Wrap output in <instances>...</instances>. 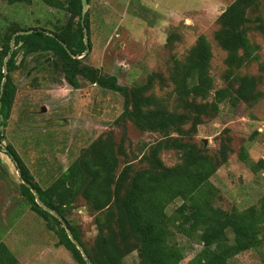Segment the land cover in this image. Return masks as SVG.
Masks as SVG:
<instances>
[{
  "label": "rangeland",
  "instance_id": "1",
  "mask_svg": "<svg viewBox=\"0 0 264 264\" xmlns=\"http://www.w3.org/2000/svg\"><path fill=\"white\" fill-rule=\"evenodd\" d=\"M235 0H91L86 9L91 19V52L84 63L101 69L128 89L154 81L149 94H156L176 110L174 85L170 81L176 61H185L199 37L212 45L211 75L216 90L226 87L227 53L215 35L218 19ZM252 60L236 69L237 75H249L258 83L262 98L254 105L222 104L219 113L200 126L194 142L209 154H218L227 142L228 160L211 179L218 191L217 206L224 210H245L258 205L264 197V170L252 169L264 160V34L256 30L264 23V0L248 12ZM69 15L34 0L32 4L9 5L0 0V34L15 23L20 26L54 29L67 23ZM12 74L17 95L10 118L0 124L4 135L1 146L12 145L42 186H49L71 163L100 137H112L123 149L119 169L131 163L135 169L146 166L142 155L162 138L144 132L127 119L119 121L125 110V97L80 78L81 88L65 82L63 73L50 66L52 57H17ZM46 61V63H44ZM214 95L209 101L213 100ZM46 111H43V108ZM208 141L206 145L205 142ZM246 149L247 161L240 157ZM166 166L180 163L177 151L161 155ZM20 173L14 162L0 153V242H4L22 264H79L48 229L47 223L30 210L21 193ZM176 201L168 209L171 215L179 207ZM68 217L91 250L98 233L95 214L80 199ZM176 241L185 249L182 264H190L201 250L198 234H192L190 222L174 228ZM231 238L233 236L230 233ZM138 251L128 255L126 264H138ZM230 264H264V245L231 259Z\"/></svg>",
  "mask_w": 264,
  "mask_h": 264
},
{
  "label": "trees",
  "instance_id": "2",
  "mask_svg": "<svg viewBox=\"0 0 264 264\" xmlns=\"http://www.w3.org/2000/svg\"><path fill=\"white\" fill-rule=\"evenodd\" d=\"M6 1L9 5H17L32 4L34 0ZM41 1L67 13L69 18L66 24L52 30L15 23L0 34V124L10 118L15 103L17 87L12 74L17 69V57L20 54L25 57L45 55L46 60L52 57L49 65L60 69L65 82L73 88L80 89V78H83L122 94L125 110L120 122L129 119L141 131L162 135L161 139L146 146L148 151L141 158L146 166L141 169H135L131 163L119 169L123 149L112 137L102 136L49 186H42L35 179L12 145L6 147L5 154L20 173L22 196L30 210L58 237V246L69 250L79 264H89L69 238L65 223L91 264H126V257L135 251L140 253L138 264H182L186 251L176 241L174 228L190 222L192 234H198V242L202 245L190 264H230L239 254L258 251L264 245V197L258 205L245 210L227 211L217 206L218 191L211 179L228 160L230 147L225 142L218 154L211 155L193 139L200 126L219 113L222 104L254 105L263 96L254 77L234 72L253 59L257 60L251 51L249 29L253 21L248 12L259 0H235L218 19L215 38L227 53L226 87L215 88L211 75L214 54L206 36L199 37L187 60L176 61L170 77L176 96L174 111L156 94H149L153 75L146 85L128 89L120 86L115 77L86 65V57L79 59L88 48L85 28L90 52L92 49L89 11L83 24V10L91 0L84 3L83 0ZM255 22L256 30L264 34V23ZM28 31L33 32L19 34ZM13 39L14 51L11 48ZM5 67L8 74L3 82ZM212 95L213 100L209 101ZM4 138L0 130V153ZM165 151H177L180 163L166 166L161 157ZM240 157L247 161L246 149H242ZM253 164H249L252 169L264 170V160ZM37 195L43 206L54 210L64 223L37 202ZM80 199L86 202L90 213L95 214L98 233L91 250L86 248L81 233L68 218ZM178 200L181 204L170 215L169 207ZM0 264H22L4 242H0Z\"/></svg>",
  "mask_w": 264,
  "mask_h": 264
},
{
  "label": "water",
  "instance_id": "3",
  "mask_svg": "<svg viewBox=\"0 0 264 264\" xmlns=\"http://www.w3.org/2000/svg\"><path fill=\"white\" fill-rule=\"evenodd\" d=\"M84 1H85V0H83V3H84ZM225 11H226V10H225ZM86 14H87V9H86V7H85L84 10H83V24H84V20H85ZM32 32H33V31L21 32V33H19V34H29V33H32ZM14 40H15V39H13V42H12V45H11L12 51H14V48H15ZM85 44L87 45L88 48H87V50L85 51V53H84L82 56L79 57V59L84 58V57L87 56L88 53L90 52V48H89V34H88V30H87V28H85ZM9 57H10V56H8V58H9ZM8 58H7V59H8ZM75 58H77V57H75ZM7 74H8V71H7V68L5 67V68H4V75H5V77H4L3 82H5V81L7 80ZM2 93H3V85H2ZM43 111H44V112L46 111V108H45V107L43 108ZM205 144L207 145V144H208V141H206ZM3 150L6 151V149H3ZM36 199H37V202H38L41 206H43V204L40 202V198L38 197V195L36 196ZM43 207H44V206H43ZM44 209H45L46 211H48L49 213L53 214L54 216H56V217H57L62 223H64V220H63L62 218H60V217L58 216V214H57L54 210H51V209H49V208H47V207H44ZM64 227H65L66 230H67V233H68V235H69V238H70V239L72 240V242L78 247V249L82 252V254H83V256L86 258L87 262H88L89 264H91L90 261H89V259L87 258L86 253L84 252L82 246H81L80 243L75 239V237H74L72 231L67 227V225H66L65 223H64Z\"/></svg>",
  "mask_w": 264,
  "mask_h": 264
}]
</instances>
